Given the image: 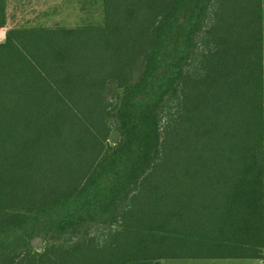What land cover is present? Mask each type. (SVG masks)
Listing matches in <instances>:
<instances>
[{"label":"trees","instance_id":"16d2710c","mask_svg":"<svg viewBox=\"0 0 264 264\" xmlns=\"http://www.w3.org/2000/svg\"><path fill=\"white\" fill-rule=\"evenodd\" d=\"M101 9L0 42V264L262 258L261 0Z\"/></svg>","mask_w":264,"mask_h":264},{"label":"rangeland","instance_id":"374dc122","mask_svg":"<svg viewBox=\"0 0 264 264\" xmlns=\"http://www.w3.org/2000/svg\"><path fill=\"white\" fill-rule=\"evenodd\" d=\"M102 17L101 0H8L7 22L0 26V42L11 28H74L87 22L100 23ZM43 245L44 242L34 249L39 250Z\"/></svg>","mask_w":264,"mask_h":264},{"label":"crops","instance_id":"0c3cea01","mask_svg":"<svg viewBox=\"0 0 264 264\" xmlns=\"http://www.w3.org/2000/svg\"><path fill=\"white\" fill-rule=\"evenodd\" d=\"M6 13H7V9H6ZM261 14H262V38H263V101H264V0H261ZM263 118H264V103H263ZM249 260L254 261L252 264H263L262 258L249 259V258H205V257L168 258L161 260L160 264H249L248 262Z\"/></svg>","mask_w":264,"mask_h":264},{"label":"water","instance_id":"95a60500","mask_svg":"<svg viewBox=\"0 0 264 264\" xmlns=\"http://www.w3.org/2000/svg\"><path fill=\"white\" fill-rule=\"evenodd\" d=\"M120 139L121 133L118 130L113 129L110 133V140L113 142H118ZM31 243L34 248L43 244L42 239L40 237L34 238Z\"/></svg>","mask_w":264,"mask_h":264},{"label":"built area","instance_id":"2783aa9c","mask_svg":"<svg viewBox=\"0 0 264 264\" xmlns=\"http://www.w3.org/2000/svg\"><path fill=\"white\" fill-rule=\"evenodd\" d=\"M262 261H263V264H264V253H263Z\"/></svg>","mask_w":264,"mask_h":264}]
</instances>
